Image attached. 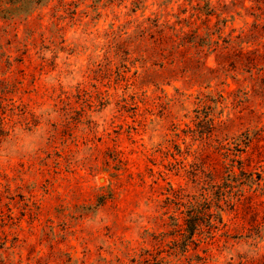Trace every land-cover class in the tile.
Returning <instances> with one entry per match:
<instances>
[{
  "label": "rangeland",
  "instance_id": "374dc122",
  "mask_svg": "<svg viewBox=\"0 0 264 264\" xmlns=\"http://www.w3.org/2000/svg\"><path fill=\"white\" fill-rule=\"evenodd\" d=\"M211 1L0 0V264H264V81L153 52L259 14Z\"/></svg>",
  "mask_w": 264,
  "mask_h": 264
},
{
  "label": "trees",
  "instance_id": "16d2710c",
  "mask_svg": "<svg viewBox=\"0 0 264 264\" xmlns=\"http://www.w3.org/2000/svg\"><path fill=\"white\" fill-rule=\"evenodd\" d=\"M43 0H15L16 5L14 6V10L12 11V16L8 17L9 20H14L15 17L21 16L23 13H26L28 9H35L38 5L42 4ZM191 4L192 14L197 18H202L204 15L209 18L217 13V8L212 5L211 0H187ZM237 2V0H235ZM252 1L251 7H245V0H239V2H233V5L230 6L228 4H223L222 12L231 11V7L236 4L241 5V7H245L246 10H257L259 14L253 13L252 15L255 17V21L252 23L249 29H242L237 36H232L231 33L225 34L223 29L225 27L219 28L218 33L220 34L219 40L223 39V45H220L219 40L217 42L213 41V34L209 30L210 27L205 26V33H201V27L195 28L196 30L193 33V37L188 36L185 37L179 33L178 41L173 40V44L167 46V38L164 34V29H160V36L157 37L155 35V41L158 42V45L153 47L155 54L163 57L168 64H172L174 62H181L179 60H175V56H182L186 54V47L188 43H191L197 49V54H199L200 58L203 55L206 44H208V49L212 48L214 45H219L222 47V53L224 55V62H230L231 68L239 71L249 72L252 76L257 75L258 78L264 81V0H250ZM205 21H202V24H205ZM222 23H226L225 20ZM158 26H161L158 24ZM225 26V25H224ZM224 34L226 35L224 37ZM207 41V42H206ZM209 41V42H208ZM156 42V43H157ZM219 43V44H218ZM242 43H249V45H253L252 49L245 51L244 47H241L236 51L235 58L230 56V51L234 48V44L238 46L242 45ZM152 51V50H151ZM168 59H174L168 61ZM261 88H264L261 87ZM262 129H260L261 131ZM259 134H261L259 132ZM195 209V208H194ZM200 211H198L199 213ZM197 217V216H196ZM196 219V218H193ZM195 233V232H194Z\"/></svg>",
  "mask_w": 264,
  "mask_h": 264
}]
</instances>
